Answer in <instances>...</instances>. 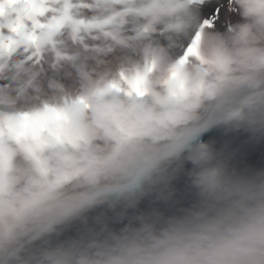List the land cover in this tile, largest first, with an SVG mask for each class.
<instances>
[{"label": "clouds", "instance_id": "obj_1", "mask_svg": "<svg viewBox=\"0 0 264 264\" xmlns=\"http://www.w3.org/2000/svg\"><path fill=\"white\" fill-rule=\"evenodd\" d=\"M240 2L244 5L247 0ZM200 20V12L186 5L162 14L156 23L178 26L170 31L169 39L179 40L183 46L200 31L198 52L205 61L224 52L238 60L248 44H259L264 51V16L242 15L233 23L232 32L201 31ZM129 51L139 57H123L133 69H142L145 53L149 60L152 52L157 53V69L148 77L149 89L165 95L158 81L167 79L180 53L139 41L128 42L125 52ZM29 71L24 69L25 73ZM185 71L190 78L196 75L191 66ZM79 79L78 94L94 105L92 112H83L80 119L93 138L95 170L101 182L115 186L129 175L142 172L139 195H146L160 184H170L179 172L187 177L193 202L160 223L145 221L116 230L81 231L68 236L61 227L51 232L43 229L69 217L78 219L92 208L61 210L49 206L23 217L6 211L0 213V248L31 240L32 246L19 264H264V169L238 168L227 145L216 141L200 142L187 152L174 149L173 145L186 143L197 133L200 109L187 113L172 127L170 135L145 137L142 143L114 155L116 145L122 143L121 129L127 127L131 105L124 97L106 95L100 102L95 99L98 88L116 79L114 71L93 73L81 67ZM145 110L159 113L162 109L153 96ZM110 113L118 115V123L111 122ZM104 126L111 129L109 135H105ZM216 126L225 132L244 129L264 134V94L225 109ZM123 196L131 198L128 193Z\"/></svg>", "mask_w": 264, "mask_h": 264}, {"label": "snow or ice", "instance_id": "obj_2", "mask_svg": "<svg viewBox=\"0 0 264 264\" xmlns=\"http://www.w3.org/2000/svg\"><path fill=\"white\" fill-rule=\"evenodd\" d=\"M186 5L200 12V30L232 31L233 23L242 15L264 16V0H247L244 5L240 0H0V121L7 119L11 128L12 117L31 122L34 117L60 114L61 105L50 97L78 86L81 67L87 71L100 68L116 73V79L107 85L112 96L136 101L129 103L127 127L121 129L122 143L116 145L114 155L142 143L145 137L159 139L170 135L172 127L185 116L180 110L184 86L177 84L179 69L190 57L198 55L200 31L181 50L177 69L172 70L161 87L165 95L155 97L162 109L159 113L145 110L147 103L142 102L153 97L148 91L151 83L148 76L126 67L123 57L128 42L151 41L178 27L168 25L155 30L162 14ZM249 59L254 66L264 65V54H252ZM144 67L146 72L151 71L147 63ZM24 69L30 71L25 73ZM199 70L208 80L216 77L218 83L210 89L199 88L197 96L207 91L211 97L225 86H239L252 80L249 76L234 80L227 62L218 64L215 72L202 65ZM259 94L264 92L256 95ZM94 96L100 102L106 94L101 89ZM24 98H28V108L4 110L8 104L19 106ZM91 104L82 97L78 101L75 97L71 100L67 95L63 97L65 109L79 106L90 109ZM55 144V151L65 153L81 154L88 147L85 141L70 143L62 136L55 138ZM95 164V160H90L83 173L72 170L59 177H53L47 170L40 171L37 186L19 207L0 171V213L7 211L23 217L46 208L62 192L80 189L72 207L92 208V211L66 227L64 235L68 236L81 231L116 230L145 221L160 223L178 206L181 197L176 191L178 185L158 186L146 195H139L142 172L129 175L125 182L112 186L101 182ZM124 193L131 198H124ZM116 197L121 199L116 200ZM106 199L108 202L101 204ZM53 230L54 224L43 229L44 232ZM31 246L32 241L26 240L0 248V264H19L25 249Z\"/></svg>", "mask_w": 264, "mask_h": 264}, {"label": "rangeland", "instance_id": "obj_3", "mask_svg": "<svg viewBox=\"0 0 264 264\" xmlns=\"http://www.w3.org/2000/svg\"><path fill=\"white\" fill-rule=\"evenodd\" d=\"M222 23H223V20H222ZM163 26L165 25L162 23L160 24L157 23L155 30L159 31L161 28H163ZM205 30H212V29H202L201 31H205ZM228 32H232V31H228ZM169 35H170V32L166 33L163 36H155L153 37L151 44H148V41H142V40H137V41L142 42L143 44H146V45H158L162 48L172 49L180 53L184 46L181 44L179 40H175V39L170 40ZM132 41H136V40H132ZM249 51H252L254 54H257V55L264 54V51H261V45L259 44H248L245 48L241 50V52L239 53V59L236 60L235 63L238 66L244 65L245 69L240 75L235 77L234 80L245 77V76L251 77L252 80L251 82H245L239 86H245L252 82H256L259 79L264 77V65H256L251 68L248 65L249 62H246V59L250 60L249 57L251 55L247 56L248 55L247 53ZM126 54L139 59V57L135 53H131L130 51L127 53L125 52L124 56ZM148 55H149L148 53H145L143 67L147 63L148 65L151 66V70H154L156 68V63L152 65V61L156 60L155 57L158 58L157 53L152 52L151 53L152 58L150 60L147 58ZM155 62H157V60ZM123 63L126 67L133 69L128 64H126L124 60H123ZM191 67H195V64H192ZM172 70L170 72H172ZM103 71H105V69L97 68L89 72L100 73ZM150 72L151 71H149L148 73ZM196 73H198V70L196 71ZM184 84H186V81ZM80 86L81 85H80V79H79L78 86H73L72 88H69L66 92H63V93L58 92L54 96L50 97L51 101L61 105V113L58 115L48 114V115H43L41 117H34L31 122L28 120H20L17 117H12L11 118L12 119L11 128L8 126L7 119L4 121H0V147L3 150V154L8 156V152L6 150V144H7L6 138L8 137V133L10 132H12L13 142H16L17 144H20L23 142L27 144V142H31L32 140L33 143H38V145H42L40 141L42 140L43 142H45L43 137H47L46 135H43V133L45 132L49 133L47 130L54 131L53 126L51 124L53 123L52 121L56 122L55 124L58 123L59 125H62V122L66 120V117H67L68 122L71 121L73 124H77V125L81 124L87 129V127L84 124H82L83 122L80 119V116L85 111L91 113L94 107L93 104H91L90 109L85 106L69 107L67 109L63 107V97L65 95H67L70 100L75 97L78 101L79 98L82 97L85 101H88L87 99H85L84 96H81L78 94V90ZM239 86L228 85V86H225L219 89L216 95L214 96L210 97L208 96V94L203 96L200 100L201 102V109H200L201 123L206 118L209 109L213 105L211 101L215 102L218 98L224 95H227L231 90ZM101 89L105 91L106 95H111V89L108 88L107 86L104 88H98L95 93H97V91ZM57 96L59 97V99L56 98ZM27 101H28V98H24V101L19 106H17L15 103L8 104L4 106V110L5 111H9V110L16 111L18 110V107L28 108L30 105ZM31 107L34 108V105ZM109 117L112 123H116L118 121V115L116 113H110ZM103 130H104L105 135H109L111 132V129L106 126L103 127ZM87 131L89 132L88 129ZM14 134L15 136H13ZM89 136H90V143L93 146V143H92L93 138L90 132H89ZM15 149H18V150L14 152L12 155L9 154L8 159L6 160V162H4L2 171H3L4 176L6 177V175L8 174V171L11 170L12 172L11 177H12V182H13V186L11 188L13 191L12 196L15 202L18 203V202H21L23 199L27 198L29 194L32 191H34L35 187L37 186L39 182V178H38L36 171H38V169H40V171L45 170V167H46L45 165H48V164H50V168H54V166L52 165L57 164L56 163L57 159L55 160L52 156H50L49 154L48 155L46 154L47 163L44 164L42 159L38 155H34L33 153H31V151L26 150L25 151L26 156H24L18 146H16ZM36 167L38 169H36ZM84 170L86 169H83V171ZM66 193L67 192H65V194ZM77 193H78L77 190L75 191L72 190L70 192L68 191L69 195L64 196V197L65 199L67 200L71 199L72 201H67L64 205H59L57 208L62 210L69 203L76 201L78 199ZM59 201H61V199ZM16 205L19 206V203ZM49 206L56 207V202L51 203Z\"/></svg>", "mask_w": 264, "mask_h": 264}, {"label": "trees", "instance_id": "obj_4", "mask_svg": "<svg viewBox=\"0 0 264 264\" xmlns=\"http://www.w3.org/2000/svg\"><path fill=\"white\" fill-rule=\"evenodd\" d=\"M151 42L152 40L148 41V44H151ZM247 54H248L247 56H249L254 53L252 51H249ZM155 58L156 60L158 59L157 57ZM222 62L228 63L231 69V72H232L233 79L237 77L238 75H240L245 69L244 65L243 66L236 65L235 63L236 60L233 58V56L231 54H227L226 52L217 55V57L212 61H205L198 52L197 56L190 57L188 61L186 62V64L179 69L180 75H179V80L177 81V84L184 86L183 87V99L180 101V110L183 111L185 115L189 112H195L196 110L201 109L200 100L203 96L207 95V91L201 92L199 96H197V91L199 88L203 87L205 89H210L213 86L217 85L218 83L216 77H214L212 80H208L206 77H204L199 70L200 66L202 65L206 67L207 69H209L210 71L215 72L217 69V65ZM246 62H249L248 64L249 67L252 68L254 66L250 62V60L246 59ZM155 63H156V68L154 70H151L150 73L145 71V67H143L142 69H135L134 71H138L141 74L147 75L149 77L157 69V62ZM192 64H195V67H192V68L194 69L196 68V71L198 70V73H196L194 78L193 77L190 78L188 73L185 71V68L187 66H191ZM174 69H177V64L173 66V70ZM170 73L167 79L169 78ZM167 79L158 81L160 88L164 85ZM185 81H186V84H184ZM148 91H150L154 97L161 98V95L159 94V92L155 91L154 89L153 90L148 89ZM125 99L127 100L128 103L136 102L135 99H129L127 97H125ZM142 102L148 103L150 102V98ZM116 123H118V121ZM51 124L53 126L54 131L47 130L49 132L46 135L47 137H43L45 142H43L42 140L40 141L42 145H38V143H33L32 140L31 142H27V144L25 142L17 144L16 142H13L12 132L8 133V137L6 138V141H7L6 150L8 152V156L3 154V150L0 147V171L3 170L4 162H6V160L8 159L9 154L12 155L14 152L18 150V149H15L16 146L19 147V149L21 150L24 156H26V152H25L26 150L31 151V153H33L34 155H38L42 159L44 164L47 163L46 154L47 155L49 154L55 160L57 159L56 160L57 164L52 165L54 166V168H50V164L45 165L46 166L45 170L51 173L53 177L62 176L65 173L72 171V170H76L82 173L83 169L87 168V164L90 160L97 159L94 148L90 143L89 132L84 126H82L81 124H78L75 126L71 121L68 122L67 117H66V120L62 122V125H59L58 123L57 124L51 123ZM13 136H15V134ZM61 136L64 137V139L69 141L70 143L78 142V141H85L88 147L81 154H76L71 151L68 153L61 152V151H55L54 150L56 148L55 138L61 137ZM81 147L83 146L81 145ZM36 169L38 168L36 167ZM36 172L39 178L40 169H38V171ZM11 173H12L11 170H9L8 174L5 177L6 182H7V187H10V189L13 186ZM79 190L80 189H77V191ZM68 191L70 192L72 190L69 189L65 191L67 192L66 194L65 192H62L61 195L57 198V200L52 201L51 203L56 202V208H57L59 205H64L67 201H72L71 199L67 200L64 197V196L69 195ZM12 195H13V191H12ZM25 199H23L21 202H18L19 206L23 203ZM60 199L61 201H59ZM18 203L15 202V204H18ZM19 206L16 205V207H19Z\"/></svg>", "mask_w": 264, "mask_h": 264}, {"label": "water", "instance_id": "obj_5", "mask_svg": "<svg viewBox=\"0 0 264 264\" xmlns=\"http://www.w3.org/2000/svg\"><path fill=\"white\" fill-rule=\"evenodd\" d=\"M261 92H264V77L245 86L235 87L227 95L218 98L213 103L195 135L188 139L186 143L173 145V148L187 152L191 151L193 147L200 142L216 141L218 144L227 145L229 151L232 153V162L238 168L249 170L264 169V134H253L244 129L225 132L223 129L216 126L219 114L225 109L237 107L250 97ZM172 184L178 185L176 191L181 193L178 206L172 213L176 214L183 208L191 205L193 202V193L190 189L187 177L183 173L177 172L174 174L170 184H160L158 186H170ZM115 199L119 200L121 198L116 197ZM75 202L76 201L69 203L62 210L75 208L72 207ZM76 220L77 219L69 217L62 223L54 225V229L56 227H61L66 230V227L73 224ZM27 250L28 248L25 249V253Z\"/></svg>", "mask_w": 264, "mask_h": 264}]
</instances>
